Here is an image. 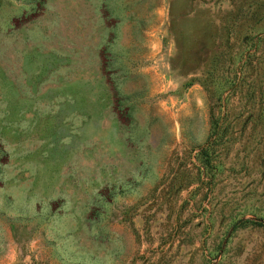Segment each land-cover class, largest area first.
Here are the masks:
<instances>
[{
    "label": "rangeland",
    "instance_id": "rangeland-1",
    "mask_svg": "<svg viewBox=\"0 0 264 264\" xmlns=\"http://www.w3.org/2000/svg\"><path fill=\"white\" fill-rule=\"evenodd\" d=\"M0 264H264V0H0Z\"/></svg>",
    "mask_w": 264,
    "mask_h": 264
}]
</instances>
